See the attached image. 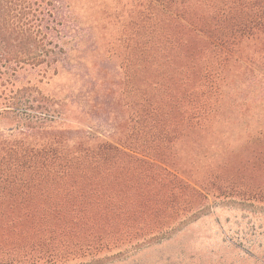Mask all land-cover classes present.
<instances>
[{
    "label": "trees",
    "instance_id": "16d2710c",
    "mask_svg": "<svg viewBox=\"0 0 264 264\" xmlns=\"http://www.w3.org/2000/svg\"><path fill=\"white\" fill-rule=\"evenodd\" d=\"M6 1L0 264H97L211 199L264 204V0H109L88 23Z\"/></svg>",
    "mask_w": 264,
    "mask_h": 264
},
{
    "label": "rangeland",
    "instance_id": "374dc122",
    "mask_svg": "<svg viewBox=\"0 0 264 264\" xmlns=\"http://www.w3.org/2000/svg\"><path fill=\"white\" fill-rule=\"evenodd\" d=\"M21 1L6 3L19 5ZM70 1L81 23L95 19L100 2L110 5L109 0ZM65 84V80H53L44 90ZM97 264H264V204L211 199L198 218L181 228Z\"/></svg>",
    "mask_w": 264,
    "mask_h": 264
}]
</instances>
